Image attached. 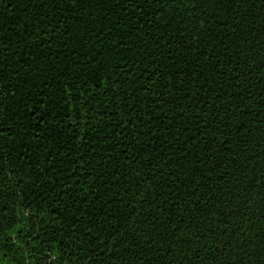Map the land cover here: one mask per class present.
<instances>
[{
	"label": "trees",
	"instance_id": "obj_1",
	"mask_svg": "<svg viewBox=\"0 0 264 264\" xmlns=\"http://www.w3.org/2000/svg\"><path fill=\"white\" fill-rule=\"evenodd\" d=\"M0 264H264V0H0Z\"/></svg>",
	"mask_w": 264,
	"mask_h": 264
}]
</instances>
